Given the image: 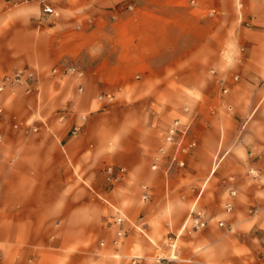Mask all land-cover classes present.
I'll use <instances>...</instances> for the list:
<instances>
[{"label":"crops","instance_id":"1","mask_svg":"<svg viewBox=\"0 0 264 264\" xmlns=\"http://www.w3.org/2000/svg\"><path fill=\"white\" fill-rule=\"evenodd\" d=\"M242 1L0 0V81L38 78L30 95L0 93V264H264V0ZM175 120L186 168L152 170ZM107 165L125 181L110 186ZM192 207L198 231L182 228Z\"/></svg>","mask_w":264,"mask_h":264},{"label":"built area","instance_id":"2","mask_svg":"<svg viewBox=\"0 0 264 264\" xmlns=\"http://www.w3.org/2000/svg\"><path fill=\"white\" fill-rule=\"evenodd\" d=\"M196 2L191 1V4L194 5ZM237 7L238 9L243 8V1L237 0ZM126 11H132L133 10V4H127L125 6ZM41 12L44 15H50L56 17L58 13L55 11L53 7H51L49 4L45 3L44 1H41ZM216 14L214 10L208 11L207 16L213 17ZM91 23V21H88ZM80 27L77 26V29ZM243 49H241L242 51ZM59 71V68H55L52 70L53 74H57ZM213 73V71H211ZM62 75L64 77H72L73 79L80 81L83 76L84 72L82 69H80L78 66L72 63H67L62 68ZM232 79L234 81H238L239 77L237 75H233ZM38 82V78L36 74L29 68H23L16 71H13L11 73H8L3 76V78L0 81V93L9 90L12 94H16L17 90L21 87L24 88V93L26 95H30L37 91L36 84ZM219 84L221 85L220 93L221 95H225L228 93V87L225 84L223 79H219ZM78 92H82V87L80 86L78 88ZM99 101H106L107 103H112L114 100V97L110 94H104L99 95L97 97ZM231 107H229L230 109ZM185 110H187L185 108ZM3 110L0 108V114H2ZM68 113L67 110H59L56 112L57 118L62 121L64 116ZM84 119V117H82ZM42 125L45 127V123H42ZM13 128L16 130H21L24 134H30V133H37L40 130V127L31 124V125H22L21 123H14ZM81 131V125L75 124L70 129V135L75 137L77 136ZM164 144L158 148L156 154L153 157V162L151 165L152 170H157L159 168L160 163L164 162L165 165V171H171L172 169L177 170H183L186 168L185 160L183 157L190 154L193 143L187 141V129L182 127L179 121L175 120L172 123H170L164 132ZM3 141L2 136H0V143ZM104 177L106 182L114 187L122 182L125 181L127 171L123 167L114 166V165H107L104 168ZM143 193L141 195V200L146 201L148 200V192H147V186L141 185L140 186ZM233 194V193H232ZM226 211L231 210V205H226ZM127 219L117 211V214L113 216L112 224L116 228V236L118 238L124 236V232L121 228L123 223H125ZM208 223V219L206 218L205 214L197 210L195 207H192L188 213V216L183 224V229H189L190 231H198L206 227ZM219 226H223V223L219 222ZM170 241V247L173 248L174 242L176 240L175 238H168ZM160 264H170L171 260H159ZM31 260H29L26 264H30Z\"/></svg>","mask_w":264,"mask_h":264}]
</instances>
